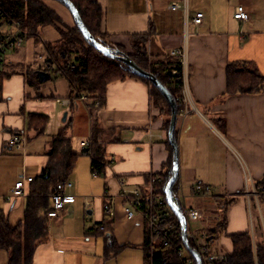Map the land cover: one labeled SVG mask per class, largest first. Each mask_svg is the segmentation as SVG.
Here are the masks:
<instances>
[{
    "label": "crops",
    "instance_id": "1",
    "mask_svg": "<svg viewBox=\"0 0 264 264\" xmlns=\"http://www.w3.org/2000/svg\"><path fill=\"white\" fill-rule=\"evenodd\" d=\"M95 1L103 14L101 30L113 46L133 54L131 37L148 35L150 57L162 59L173 50L185 51L189 92L197 111L179 115L177 120V192L187 197L188 207L205 210V226L213 217L225 221L226 229L210 245L218 258L232 253L231 235L250 232L256 243L259 236L264 237V197L248 207L243 173L234 153L245 159L254 182L264 183V83L255 94L229 95L227 68L233 63H250L264 77V0ZM177 4L181 8L172 10ZM238 6L248 9L249 21L234 18ZM197 13L204 14L200 25L192 21ZM58 39L57 31L49 26L27 33L22 56L31 70L26 75L9 73L1 86L0 212L16 227L24 219L28 197L41 182L42 173L52 167L61 177L68 152L79 155L68 178L74 185L68 193L75 201L66 205L59 218L50 219L48 239L37 248L33 264H146L145 221L140 216L127 219L122 193L136 189L146 193L149 179L167 172L171 152L166 143V115L154 105L147 83L139 79L113 82L107 87L103 108L90 111L87 101L88 115L78 111L73 116L75 125L83 117L84 129H91L79 151L68 143L66 150L51 154L60 144L48 133L51 119L42 107L45 100L69 99L70 84L61 73H50V80L39 81L35 87L29 84V75L48 71L45 46ZM38 54L45 58L42 69L32 68ZM61 101L62 107H70ZM77 103L73 107L78 108ZM31 114L48 117L40 136L36 129H41L37 126L41 120L36 118L31 124ZM149 133L164 139L149 138ZM14 136L26 140L23 146L9 145ZM30 138L33 141L28 142ZM85 141L102 149L107 165L101 176L92 172V157L81 155ZM27 178L34 181L26 185L25 195L8 202L11 188ZM199 182L211 187V198L195 195ZM227 202L224 211L219 208ZM107 204L113 207L112 217L104 210ZM0 264H9V252L4 249H0Z\"/></svg>",
    "mask_w": 264,
    "mask_h": 264
},
{
    "label": "trees",
    "instance_id": "2",
    "mask_svg": "<svg viewBox=\"0 0 264 264\" xmlns=\"http://www.w3.org/2000/svg\"><path fill=\"white\" fill-rule=\"evenodd\" d=\"M49 0H0V19H6L7 22L13 21L20 24L21 31L24 33H34L39 28L46 26L54 27L59 34L58 41L47 43L45 52L47 55L48 73H61L70 84V99L74 93L86 95L87 100L91 101L88 106L91 111L94 108L101 109L106 104L107 87L116 81L125 79H139L147 83L151 89L152 101L155 106L163 108L166 115V130L168 132L172 110L169 103L163 97L161 92L149 81L136 76L132 70L124 63L111 59L98 52L89 40H86L77 25L69 27L64 25L59 15L46 6ZM57 1V0H55ZM73 3L80 14L83 24L91 36L102 46L114 51H121L129 56L133 62L142 70L151 73L156 77L169 91L177 104L178 114L181 111L182 104L180 98V88L177 79L172 71L180 70V60L168 55L162 59L150 57L147 50L148 35H134L131 37L133 43V54L121 46H113L108 42V37L101 30L102 11L95 0H69ZM63 5L62 2L57 1ZM64 6V5H63ZM69 11V10H68ZM4 35H0L3 37ZM77 47V49H75ZM6 65L3 63L0 70V90L3 81L10 76L5 71ZM29 84L38 86L39 79L36 71H31L29 75ZM264 77L253 69L250 63H233L227 68V94H255L263 86ZM31 124L39 118L37 125L41 129L37 130V135L44 133L45 126L48 123V117L31 114ZM167 146L171 152V160L165 174L155 175L153 178L160 179L155 183L158 193L165 196L166 186L172 175L173 149L166 138ZM177 141V132L175 133ZM59 146L53 148L51 154L66 150L65 142L60 136L57 137ZM64 142V143H63ZM101 147L96 145L90 149H84L81 155H90L92 157V172L101 176L106 169V162L102 157ZM79 155L68 152V159L64 174L59 177L54 168L49 167L39 177L41 181L37 188L33 189L27 200V208L23 221L16 227L9 225L5 216L0 212V249L9 252V264H33L34 255L42 243L48 239L49 234V213L52 207V195L55 193L56 186L59 183L68 181L73 171L75 162ZM151 180L149 179V182ZM179 180L173 187V195L177 193ZM230 203L227 202V206ZM184 212V210H181ZM171 222L174 227L175 237L172 239L170 247H164L162 241H157L153 252L149 245V239L146 237L145 257L146 264H181L176 255V251L183 247L181 237V226L175 216L170 212ZM209 236L212 239H218L222 231L226 229L225 221L220 222L212 219L206 226ZM233 244L232 253L225 258H218L214 264H264V237L259 236L256 243L253 242L250 232L235 234L229 237ZM193 250L195 246L189 241ZM188 254L189 252L186 251ZM189 256L190 253H189ZM195 261V259L192 257Z\"/></svg>",
    "mask_w": 264,
    "mask_h": 264
},
{
    "label": "built area",
    "instance_id": "3",
    "mask_svg": "<svg viewBox=\"0 0 264 264\" xmlns=\"http://www.w3.org/2000/svg\"><path fill=\"white\" fill-rule=\"evenodd\" d=\"M180 5L171 6L172 10L180 9ZM234 18L241 22H247L250 20V12L245 6H238L234 13ZM204 19L203 13H197L192 21L196 25H200ZM8 24L14 28L12 33L6 34L0 37V70L5 64V57L8 52L21 48L24 44L27 33L21 31L20 24L9 21ZM171 57L178 58L180 60V70H173L172 74L177 79L180 88V98L178 101L184 106V109L178 114V116H187L191 112L197 111L192 105V100L189 92L188 85V62L185 57L186 53L184 50H173L169 53ZM77 101H87L86 95H80L74 93L72 98L63 99L61 103L64 106H71ZM149 138L157 137L159 140H163V135L148 134ZM23 137L14 136L10 141L9 145L15 148L23 146L25 143ZM83 148L89 149L92 147V141H85ZM235 157L241 167L244 179V190L243 195L246 197L248 207L250 208L253 203H258L261 197H264V183L257 185L251 175L250 169L245 159L237 152L234 153ZM97 175V172H95ZM33 178H27L19 180L11 188L6 200L12 201L15 198L23 197L25 195L26 185L33 182ZM160 179L151 178L150 187L146 193L140 189H136L132 192L123 190L122 198L124 199V212L127 219L132 220L137 216H140L146 224V235L149 239V245L153 252L157 241H162L164 247H170L172 245V239L175 237V231L171 222V208L169 207L167 200L163 195L157 192L155 183ZM123 184V181L120 180ZM74 188L72 182L59 183L56 186L55 193L52 195V207L53 209L49 213L50 219H57L64 211L67 204H71L75 201V196L68 192ZM195 195L198 197H212L211 187L204 185L199 182L194 187ZM187 197L183 192L179 191L174 195V201L184 210L187 221L186 237L188 242H192L201 257L203 264H214L218 260V257L211 250V243L213 239L209 236L205 226L207 216L205 210L202 208L188 207L186 205ZM88 205V203H87ZM220 209L222 206L219 207ZM104 210L108 217L114 215V210L111 204H107ZM100 230H104V227H100ZM187 249L184 247L176 251L177 257L180 259L181 264H196V261L186 253ZM191 255V254H190Z\"/></svg>",
    "mask_w": 264,
    "mask_h": 264
},
{
    "label": "rangeland",
    "instance_id": "4",
    "mask_svg": "<svg viewBox=\"0 0 264 264\" xmlns=\"http://www.w3.org/2000/svg\"><path fill=\"white\" fill-rule=\"evenodd\" d=\"M45 4L46 6L54 10L59 15L64 25H68L69 27L74 26L73 18L65 6H63L62 4H60L59 2L55 0H49ZM64 13L67 15L66 17ZM13 30L14 28L8 25L6 23V20L2 21V23L0 24V33L8 34ZM58 37H59V34H58ZM24 47H22L23 49H19V52L17 54H15L13 51H10L7 53L5 57V65L7 66L6 70L8 73L16 72V73H22L26 75L28 71L31 70L29 69V65H27L28 64L27 61L23 60L22 50H24ZM75 49H77V47ZM41 56L42 55H39V54L35 56V64L32 68L42 69L45 67V58ZM52 76H55V75L53 74ZM54 79L55 77H53V80ZM60 101L61 100H59V102L56 100H53V101L45 100L44 101V104H43L44 107H42L43 108L42 110L44 114L46 115L49 114V116L48 115L47 116L51 119L48 133L51 134L52 136H55L56 138L60 136L61 139H63V141L66 143L65 146H67L69 143L70 146L72 145L74 147V151L78 152L80 149V142L84 140V138L90 137L91 129H84L85 128V118L83 117L78 118L77 124L75 125V122L74 123L72 122L73 116L78 111L88 115L87 104H89V102L91 103V101L89 100H87L89 102L77 101L78 108L73 107V105L70 107H62L60 104ZM67 114L69 115L68 117H67ZM72 124L75 129H73ZM86 130H88L87 133H86ZM52 136L47 135L46 137H50L52 139ZM31 141H33V138H30L28 142H31ZM218 206L219 207L222 206L221 209H223V211L226 209V204H220ZM212 219H215V218L213 217Z\"/></svg>",
    "mask_w": 264,
    "mask_h": 264
},
{
    "label": "water",
    "instance_id": "5",
    "mask_svg": "<svg viewBox=\"0 0 264 264\" xmlns=\"http://www.w3.org/2000/svg\"><path fill=\"white\" fill-rule=\"evenodd\" d=\"M57 1L62 2L63 5L69 10L75 24L77 25L78 29L82 33L83 37L86 40H89L92 43L93 47L98 52L102 53L106 57H109L111 59H116L124 63L125 65H127L136 76L141 77L149 81L151 84H153L161 92V94L166 99V101L169 103L171 110H172V114H171V119H170V126L167 132V138H168V141L174 153H173L172 175L166 186L165 196H166V200H167L169 207L171 208L172 212L175 214V216L177 217L180 223L181 237H182L184 247L191 254V256L195 259L196 264H203L199 253L191 248L187 240V237H186L187 221L180 207L174 201L173 187L176 184V182L179 180V175H180L179 174V149H178V143L175 140L176 126H177V120H178V111H177L176 102L174 101L173 97L169 93L168 89L156 77H154L151 73L146 72L142 70L141 68H139L129 56H127L121 51H114L109 48H106L102 46L100 43H98L97 41H95V39L91 36V34L85 28L79 12L77 11V9L75 8V6L73 5L71 1L69 0H57ZM36 74L40 82H45L51 79V75L48 72L38 71Z\"/></svg>",
    "mask_w": 264,
    "mask_h": 264
}]
</instances>
